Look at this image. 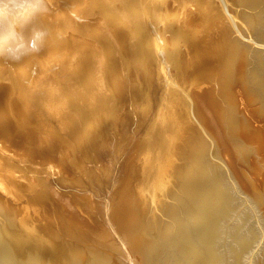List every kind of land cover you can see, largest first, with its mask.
I'll return each instance as SVG.
<instances>
[{
	"label": "bare ground",
	"instance_id": "obj_1",
	"mask_svg": "<svg viewBox=\"0 0 264 264\" xmlns=\"http://www.w3.org/2000/svg\"><path fill=\"white\" fill-rule=\"evenodd\" d=\"M0 264H264V0L0 7Z\"/></svg>",
	"mask_w": 264,
	"mask_h": 264
},
{
	"label": "snow or ice",
	"instance_id": "obj_2",
	"mask_svg": "<svg viewBox=\"0 0 264 264\" xmlns=\"http://www.w3.org/2000/svg\"><path fill=\"white\" fill-rule=\"evenodd\" d=\"M30 2L31 0H0V7H2L5 3H12L16 5H26Z\"/></svg>",
	"mask_w": 264,
	"mask_h": 264
}]
</instances>
